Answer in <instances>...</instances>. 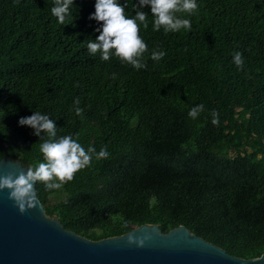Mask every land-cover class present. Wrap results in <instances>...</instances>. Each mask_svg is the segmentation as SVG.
Wrapping results in <instances>:
<instances>
[{
  "label": "trees",
  "instance_id": "1",
  "mask_svg": "<svg viewBox=\"0 0 264 264\" xmlns=\"http://www.w3.org/2000/svg\"><path fill=\"white\" fill-rule=\"evenodd\" d=\"M118 2L135 15L138 0ZM197 4L185 16L191 30L174 33L153 31L143 9L148 51L136 70L88 53L101 26L89 19L95 0H73L64 24L51 14L54 0H0V159L43 161L45 134L19 125L35 111L55 121L57 137L110 153L93 154L59 189L36 184L65 229L101 240L143 224L164 233L184 225L231 255L264 254V0ZM153 50L166 55L153 61ZM200 104L204 111L189 118Z\"/></svg>",
  "mask_w": 264,
  "mask_h": 264
},
{
  "label": "clouds",
  "instance_id": "2",
  "mask_svg": "<svg viewBox=\"0 0 264 264\" xmlns=\"http://www.w3.org/2000/svg\"><path fill=\"white\" fill-rule=\"evenodd\" d=\"M73 0H54L51 14L57 18L60 24L70 15V7ZM118 0H95V12L89 16L101 26L96 29L99 33L95 41L86 42L87 51L90 55L99 54L102 61H109L115 57L121 63L131 65L136 70L146 68L142 62L144 54L148 51L147 44L140 35V26L148 28V13L143 11L150 7L153 17V31L163 29L165 33L179 32L182 29L191 30V21L185 16H191L198 8L197 0H138L134 4L135 15L130 17ZM166 53L153 50L151 59L161 60ZM242 53L236 52L233 55V63L238 67L243 66ZM113 79L116 75L113 74ZM80 100L74 101L73 110L77 116L83 119V109L79 107ZM204 111V105H196L188 112V117L196 119ZM212 124H219V113L212 112ZM20 126H28L34 130V135L41 136L39 151L43 161L36 166L27 168L26 173L21 171L14 175L8 173L0 175V192L7 191L9 199L14 202L21 214L34 209L38 203L36 187L38 182L43 183L45 190H55L71 181L74 175L80 170L89 166L95 154L96 159H107L110 153L107 147H103L97 153L94 147L85 150L77 139L71 135L57 137V127L54 120L48 115L35 111L29 117H22L19 120ZM127 227V224H125ZM129 245L143 246V241L129 237Z\"/></svg>",
  "mask_w": 264,
  "mask_h": 264
},
{
  "label": "water",
  "instance_id": "3",
  "mask_svg": "<svg viewBox=\"0 0 264 264\" xmlns=\"http://www.w3.org/2000/svg\"><path fill=\"white\" fill-rule=\"evenodd\" d=\"M27 168L19 159H0V175ZM130 236L143 246L129 245ZM0 264H264V254L231 255L184 225L164 233L157 224H143L121 236L91 240L65 229L39 198L34 209L21 214L5 190L0 192Z\"/></svg>",
  "mask_w": 264,
  "mask_h": 264
}]
</instances>
